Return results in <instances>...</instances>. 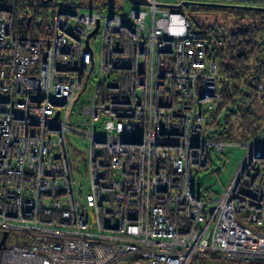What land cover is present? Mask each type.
<instances>
[{
	"label": "built area",
	"instance_id": "1",
	"mask_svg": "<svg viewBox=\"0 0 264 264\" xmlns=\"http://www.w3.org/2000/svg\"><path fill=\"white\" fill-rule=\"evenodd\" d=\"M145 1L110 18L54 9L39 36L13 34L0 6V264L264 263V117L248 142L205 137L221 79L205 49L218 41ZM93 46L82 130L67 119ZM253 86L261 99L264 73ZM69 132L88 139L86 188L73 185ZM240 144L224 189L199 195L193 176Z\"/></svg>",
	"mask_w": 264,
	"mask_h": 264
},
{
	"label": "trees",
	"instance_id": "2",
	"mask_svg": "<svg viewBox=\"0 0 264 264\" xmlns=\"http://www.w3.org/2000/svg\"><path fill=\"white\" fill-rule=\"evenodd\" d=\"M79 1L0 0V6L14 14L13 34L39 36L49 32V8L90 10L91 7ZM248 6L240 3V6L217 8L232 15L229 30L223 25L192 22L193 32L200 33L203 38L213 36L218 41L207 44L205 49L206 56L215 61L221 77L217 85L219 100L210 112L205 134L211 139L248 142L257 135L263 122L253 83L262 75L260 68L264 65V8ZM210 259L212 264H225L222 259Z\"/></svg>",
	"mask_w": 264,
	"mask_h": 264
},
{
	"label": "rangeland",
	"instance_id": "3",
	"mask_svg": "<svg viewBox=\"0 0 264 264\" xmlns=\"http://www.w3.org/2000/svg\"><path fill=\"white\" fill-rule=\"evenodd\" d=\"M80 2L83 6L91 7L90 10H96L104 13L126 14L132 8V3L129 0H80L79 3ZM158 2L163 5H176L171 6V9H180L190 18L192 22L203 23L206 26L211 24L223 25L228 30L232 28V15L217 8L228 7V5H240V3L242 5L249 6H264V0H158ZM182 2H185V4L181 5ZM84 9V7H81L79 10L83 11ZM48 11H51L52 13L53 10L49 8ZM147 22H149L148 18ZM93 49L95 64L91 71L87 85L84 86L78 97L76 95L77 101L74 102L73 110L70 112V116L67 119L69 124L77 126L82 130L88 129V125L83 121L84 116L76 111H79L81 107L86 104V100L94 84L98 61L97 46H93ZM260 72L261 74L264 73V65L260 68ZM257 100L256 105L260 106L259 113H261V119L263 120L264 97ZM262 126L263 122L259 131ZM94 131L101 132V128L98 123H95ZM87 147V138L72 132L67 133L66 150L70 161L73 185L76 188H86L88 185L85 173ZM246 150L247 147L244 144H240L228 147L223 155H213L210 158V163L207 169L200 171L193 176L192 184L195 191L201 196L205 195L216 198L229 182L237 165L245 155ZM10 238L11 236L9 239ZM9 239L7 240V245H12V243L9 242ZM213 258L221 260L218 256ZM225 264L234 263L225 261ZM238 264L254 263L250 261H241L238 262Z\"/></svg>",
	"mask_w": 264,
	"mask_h": 264
},
{
	"label": "water",
	"instance_id": "4",
	"mask_svg": "<svg viewBox=\"0 0 264 264\" xmlns=\"http://www.w3.org/2000/svg\"><path fill=\"white\" fill-rule=\"evenodd\" d=\"M44 2H47V1H51V0H43ZM132 4H137V5H139V4H146V1L145 0H129ZM183 4H185V2H182L181 3V5H183ZM164 6H167V7H171V6H176V5H164ZM238 6H240V5H238ZM179 7V6H178ZM248 7H254V8H264V6H248ZM111 17V13H108V18H110ZM98 22L96 23V26L93 28V30L91 31V32H89L88 34H87V38H86V41H85V43L87 44V40H88V38L90 37V36H92L93 34H95V32H96V30H97V28H98ZM84 86H85V84H84ZM84 86H83V88H84ZM82 88V89H83ZM80 93H81V91L80 92H78V94H77V97L80 95ZM77 97L74 99V102L77 100ZM58 115V112H56L55 113V116L54 117H56ZM213 209V206H211V207H209V210L211 211ZM6 232H4L3 233V235H2V238H1V240H0V248L2 247V245H3V242H4V239H5V237H6Z\"/></svg>",
	"mask_w": 264,
	"mask_h": 264
}]
</instances>
